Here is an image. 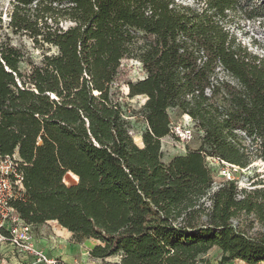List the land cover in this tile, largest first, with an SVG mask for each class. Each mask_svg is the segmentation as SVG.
Segmentation results:
<instances>
[{
  "label": "trees",
  "instance_id": "obj_1",
  "mask_svg": "<svg viewBox=\"0 0 264 264\" xmlns=\"http://www.w3.org/2000/svg\"><path fill=\"white\" fill-rule=\"evenodd\" d=\"M248 1L11 0L7 30L55 49L36 62L1 33L0 13V158L21 159L27 190L13 207L34 234L57 222L78 246L97 241L101 262L264 263V180L216 188L209 161L235 177L264 162V58L228 29L231 14L264 17ZM128 62L146 78L130 80ZM136 97L144 106L126 110ZM186 116L193 139L167 160L163 141ZM132 117L147 126L143 147ZM252 217L255 236L237 222Z\"/></svg>",
  "mask_w": 264,
  "mask_h": 264
},
{
  "label": "rangeland",
  "instance_id": "obj_2",
  "mask_svg": "<svg viewBox=\"0 0 264 264\" xmlns=\"http://www.w3.org/2000/svg\"><path fill=\"white\" fill-rule=\"evenodd\" d=\"M177 4L187 6L190 8H195L198 3L202 0H175ZM248 4L252 9H256V14H264V0H249ZM11 11V0H0V13L3 16L4 29L1 33H9L13 43L16 46L22 47L36 62L41 61L44 51L48 54H54L55 49L39 50L35 48V45L25 36H13L7 30V23L9 21V14ZM228 29L231 34L235 36L238 42L242 43L253 54L264 58V17L259 19H249L247 14H231L228 19ZM126 72L129 75L130 80L137 82L146 78V75L142 71V67L138 62H128L125 63ZM124 96H127L129 90L126 87L122 88ZM145 97H136L134 99H123V103L126 104V110H140L146 103ZM131 122V135L134 142L139 146H143L142 136L147 129L144 123L136 122L132 117L129 118ZM185 117L178 122L180 125L189 124L187 123ZM252 152L255 147L251 144L247 145ZM187 145L183 146L175 138H168L163 141V151L168 160L175 155H185ZM215 180L217 185L221 184L224 177L223 171L226 168L215 167ZM236 180L238 181L240 189L253 190L262 186H258L261 180H264V162L261 160H255L247 169L241 171L236 175ZM65 183L68 186H74L78 183V178L73 174H68L65 177ZM209 205L208 202H206ZM237 222H241L242 227H246L250 235H257L261 230V225L252 217L251 221L241 218ZM37 232V231H36ZM38 233V232H37ZM85 243V242H84ZM83 243V244H84ZM83 244L80 246L82 248ZM89 244V243H88ZM90 246V245H89ZM84 249H86L84 247ZM7 264H12L10 259H7ZM62 264H117L120 262L119 257L108 259L104 262L92 259L90 255L87 254L86 250H82L79 254H73L70 259L62 261ZM209 264H220L219 258L211 256L209 258ZM228 264H246L243 261L237 260ZM264 264V263H262Z\"/></svg>",
  "mask_w": 264,
  "mask_h": 264
},
{
  "label": "built area",
  "instance_id": "obj_3",
  "mask_svg": "<svg viewBox=\"0 0 264 264\" xmlns=\"http://www.w3.org/2000/svg\"><path fill=\"white\" fill-rule=\"evenodd\" d=\"M193 124H177L172 128V136L186 146L193 139ZM212 166L223 167L221 184L235 180L239 168L226 165L218 159H209ZM215 180V187L218 188ZM27 190L21 159L16 153L12 157L0 158V264H62L60 259L35 245L33 228L17 214L13 204L22 200Z\"/></svg>",
  "mask_w": 264,
  "mask_h": 264
},
{
  "label": "crops",
  "instance_id": "obj_4",
  "mask_svg": "<svg viewBox=\"0 0 264 264\" xmlns=\"http://www.w3.org/2000/svg\"><path fill=\"white\" fill-rule=\"evenodd\" d=\"M185 119L188 121L187 123L192 124L190 117L186 116ZM37 232L34 234L35 245L45 250L49 257L61 259L62 261L70 259L73 254H79L82 250H86L87 254L90 255V251L99 244L95 240H87L80 248L75 244L73 235L57 222H49L40 227Z\"/></svg>",
  "mask_w": 264,
  "mask_h": 264
}]
</instances>
